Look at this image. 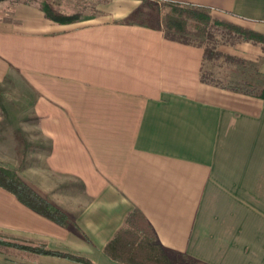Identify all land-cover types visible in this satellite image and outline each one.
I'll use <instances>...</instances> for the list:
<instances>
[{
	"label": "crops",
	"instance_id": "1",
	"mask_svg": "<svg viewBox=\"0 0 264 264\" xmlns=\"http://www.w3.org/2000/svg\"><path fill=\"white\" fill-rule=\"evenodd\" d=\"M143 1L59 0L80 14L68 24L0 2V166L70 220L0 187V235L93 264H126L109 247L135 264H264L262 94L208 75L219 55L201 43L127 22L169 2L264 35V0ZM218 53L264 60L246 41ZM0 264L82 263L1 248Z\"/></svg>",
	"mask_w": 264,
	"mask_h": 264
},
{
	"label": "trees",
	"instance_id": "2",
	"mask_svg": "<svg viewBox=\"0 0 264 264\" xmlns=\"http://www.w3.org/2000/svg\"><path fill=\"white\" fill-rule=\"evenodd\" d=\"M2 1L6 0H0V2ZM19 1L23 3H38L41 0ZM42 1L43 2L40 4V7L44 11L46 17L52 21L61 24H68L76 22L80 17L79 13L70 15L69 13L61 9L57 0ZM143 2L146 3L145 0ZM161 4L165 8H168L166 9L167 13L166 15H164L162 21L164 23V29L166 31L167 37L171 39L185 43L195 42V39L189 37L190 31L188 30V23L194 22L204 28H211L213 27L212 25L216 27L221 26L223 29L228 30L230 33L234 34L236 38L242 41L251 42L255 45H262L264 47V35L231 23L217 20L213 17L212 11L210 9H205L203 7H198L195 5L169 2H164ZM127 22H137L146 25L147 23H149V17L144 8L141 7L129 16ZM262 97L264 98V94H262ZM0 187L12 193L20 202L38 212L39 214H42L50 220H53L61 225L70 226V220L64 213L52 206L19 177H17L9 170L3 168L2 166H0ZM134 215H136V213H133V216ZM77 233L81 234L80 231H77ZM1 248L16 249L34 258L41 255H50L68 258L82 264H93L90 260L80 256L53 251L44 244L31 245L18 243L13 240L10 241L7 240V237L5 235H0V249ZM105 252L115 260L126 264H135V260L133 259L132 255H118L114 251H112L110 247L107 248Z\"/></svg>",
	"mask_w": 264,
	"mask_h": 264
},
{
	"label": "rangeland",
	"instance_id": "3",
	"mask_svg": "<svg viewBox=\"0 0 264 264\" xmlns=\"http://www.w3.org/2000/svg\"><path fill=\"white\" fill-rule=\"evenodd\" d=\"M57 1L59 2V0ZM42 2L41 0L38 4ZM149 7V9H144L149 17V23L147 24L156 28H164L162 20L168 8H165L162 4L156 5L154 3L150 4ZM212 26L211 28H204L194 22L188 23V30L190 31L189 37L204 45L208 51L219 55L214 60L213 66L211 68L209 67L210 70H207V73L209 72L208 75L216 74V81L220 82L224 87L257 95L264 94V60L257 59L254 61L252 58L251 60H231L227 56L219 54L220 49H226L230 46L235 47L242 40L236 38L234 34L223 29L221 26ZM213 71H217V73L214 74ZM8 96L10 97V95ZM5 169L11 171L7 167Z\"/></svg>",
	"mask_w": 264,
	"mask_h": 264
}]
</instances>
